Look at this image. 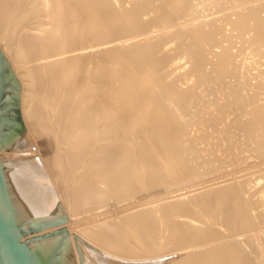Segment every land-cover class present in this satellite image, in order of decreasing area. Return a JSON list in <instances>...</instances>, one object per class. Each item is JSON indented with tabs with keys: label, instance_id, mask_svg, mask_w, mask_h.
Masks as SVG:
<instances>
[{
	"label": "bare ground",
	"instance_id": "obj_1",
	"mask_svg": "<svg viewBox=\"0 0 264 264\" xmlns=\"http://www.w3.org/2000/svg\"><path fill=\"white\" fill-rule=\"evenodd\" d=\"M0 48L22 115L0 194L31 264L63 226L56 264H264V0H0ZM225 138L262 163L203 185Z\"/></svg>",
	"mask_w": 264,
	"mask_h": 264
},
{
	"label": "rangeland",
	"instance_id": "obj_2",
	"mask_svg": "<svg viewBox=\"0 0 264 264\" xmlns=\"http://www.w3.org/2000/svg\"><path fill=\"white\" fill-rule=\"evenodd\" d=\"M210 10V11H209ZM208 10V12L206 11V14H208V13H211L212 12V9H209ZM0 63L2 64L1 65V71H0V76H1V86H0V118L1 117H4L5 119H4V124L1 126V128H0V133H4V132H6L7 130H9V128H11V126H13L15 123H20L21 122V111H20V87H21V82L18 80V78H17V76L15 75V72L13 71V68H12V66H11V64L9 63V61L7 60V58L5 57V55H4V53L3 52H1V48H0ZM10 67V68H9ZM15 79H17V80H15ZM18 90H19V92H18ZM18 93V94H17ZM218 95V94H217ZM231 108H229V111H231L230 110ZM229 113V112H228ZM233 113L234 112H231L230 113V115H229V117H231V116H234L233 115ZM234 126V128L232 129H228L229 130V134L227 133V132H224L225 133V135L226 134H228L227 136H229L228 137V139L230 138V140H232V141H234L235 139H236V141L235 142H237L238 140L239 141H242L243 139H242V137H239L238 138V136H237V133L239 134V136H241L242 134H241V132L239 133V131L236 129V126L235 125H233ZM233 126H231V127H233ZM234 130V131H233ZM233 131V132H232ZM237 132V133H236ZM224 133L222 134L223 135V138L224 137H226V136H224ZM235 134V136H233ZM228 139L226 140V138H225V142L223 141L222 142V144H221V149L219 148L216 152H215V154L220 158V159H217V160H214V161H212V162H210V163H207L206 165L208 166L207 168H206V165H205V163H204V165H203V167H202V170H204V177H206V180L205 181H203L204 183H203V185H205V184H212V183H218V182H220V183H218V184H221V182L223 183V182H225V180H226V178L228 179L229 177H230V174L232 173V169H233V167H235V166H238V169L239 170H241V169H243V171L241 170V171H237L236 172V176H237V178H238V180H244V178L245 179H250V177L252 178L253 176H251V175H249L248 176V173H247V168L248 169H252V168H254L255 166H253L252 167V165H255V164H260V161H261V159H260V157H258V156H256V158H246L247 159V161H246V159H245V157H247L245 154V156L243 155V159H242V161L241 160H237L236 161V159L234 158V157H229L228 156V154H226V151L224 150V151H222L224 148H226V145H228L230 142H232V141H228ZM204 140V139H203ZM201 141V142H200ZM194 143L196 142V144H195V149L196 150H199V151H197V152H199V153H196L197 155H202L203 156V154L205 155L207 152H209V150H208V148H209V146H208V144H206V140H204L203 142H202V140L199 138V139H197V140H195V141H193ZM229 142V143H228ZM197 143H199V144H197ZM200 143H201V145H200ZM205 143V145L203 146V144ZM226 143H228V144H226ZM198 147H197V146ZM223 145V146H222ZM224 145H225V147H224ZM200 147H202V148H200ZM205 147V148H204ZM207 147V148H206ZM198 148V149H197ZM212 149H213V146L211 147ZM223 148V149H222ZM201 149V150H200ZM208 151H207V150ZM207 151V152H205L204 153V151ZM220 151V152H219ZM222 152H225V153H222ZM208 154V153H207ZM206 154V155H207ZM220 154V155H219ZM214 154L213 153H211V154H208V156L209 157H212ZM228 156V158H227V156ZM201 156V157H202ZM222 156V157H221ZM225 156H226V158H225ZM222 158V159H221ZM224 158V159H223ZM231 158V159H230ZM235 160V162L234 161H232V160ZM249 159V160H248ZM221 160H225V163L227 164H225L224 162V164L221 162ZM228 160V161H227ZM246 162H245V161ZM217 161V162H216ZM229 161H232V162H234V163H230ZM251 163H250V162ZM252 161H253V164H252ZM257 161V162H256ZM259 161V162H258ZM221 162V163H220ZM230 164H232V165H229V163ZM246 163V165H245V163ZM213 163V164H212ZM217 163V164H216ZM242 163H244V164H242ZM261 163H262V161H261ZM235 164V166H233ZM240 164V165H239ZM248 164V165H247ZM263 164L264 163H262V165H260V166H263ZM213 165V166H212ZM219 165H221V167L219 166ZM225 165V166H224ZM251 165V166H250ZM210 166H212V167H210ZM216 166V167H215ZM219 166V167H218ZM240 166V167H239ZM243 166V167H242ZM246 168H245V167ZM248 166V167H247ZM205 167V168H204ZM219 169H218V168ZM223 167V168H222ZM250 167V168H249ZM213 168V169H212ZM216 168V169H215ZM228 168H230V169H228ZM207 169V170H206ZM218 170V171H217ZM229 170V171H228ZM211 171H214V172H211ZM221 171V172H220ZM210 174H209V173ZM218 172H220V173H218ZM206 173V174H205ZM226 173V174H225ZM230 173V174H229ZM247 173V174H246ZM218 174V175H217ZM206 175H209V176H206ZM214 175V176H213ZM244 175V176H243ZM246 175V176H245ZM228 176V177H227ZM240 176H242V177H240ZM212 177V178H211ZM218 177V178H217ZM246 177H248V178H246ZM255 177V176H254ZM222 178V179H221ZM208 179V180H207ZM199 186H201V185H198V186H196V187H199ZM190 189V187H188V188H184V187H182V188H180V189H178V190H176V191H174V192H176V194H181V193H185V192H187L186 190H189ZM192 189V188H191ZM173 192V194H175ZM56 226V225H55ZM36 226H34L33 224H31V230H26V229H24V230H22L21 231V237H20V239L21 240H23L24 239V243L26 244V245H28L29 246V244L30 243H34V242H36V241H38L40 238L38 237L39 235H37L38 234V232H39V230H35V229H37V228H35ZM34 229V230H33ZM32 235V236H31ZM20 236V235H19ZM30 237H33V239H30ZM49 237H57L58 238V241H57V243H56V246H55V248H54V250L52 251V253H53V255L51 254V256H50V259L47 261V263L46 264H56V257L58 256L57 255V253H58V251H59V249L61 248V244H62V242L64 241V239H70V234H69V231H68V229H67V227L66 226H63L61 229H59V230H56V231H54L53 233H52V235L51 236H49ZM32 240V241H31ZM76 243V246H77V248H78V250L79 251H81V249L79 248L80 246H78L79 245V243L78 242H75ZM93 248V247H92ZM95 249V248H94ZM96 250H98V249H96Z\"/></svg>",
	"mask_w": 264,
	"mask_h": 264
},
{
	"label": "water",
	"instance_id": "obj_3",
	"mask_svg": "<svg viewBox=\"0 0 264 264\" xmlns=\"http://www.w3.org/2000/svg\"><path fill=\"white\" fill-rule=\"evenodd\" d=\"M0 256L3 264H31L24 248L14 234L0 194Z\"/></svg>",
	"mask_w": 264,
	"mask_h": 264
}]
</instances>
